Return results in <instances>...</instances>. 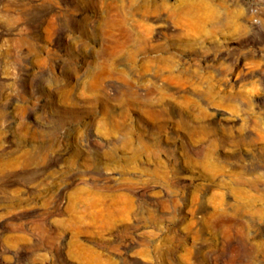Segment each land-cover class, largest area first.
Masks as SVG:
<instances>
[{"label": "rangeland", "instance_id": "374dc122", "mask_svg": "<svg viewBox=\"0 0 264 264\" xmlns=\"http://www.w3.org/2000/svg\"><path fill=\"white\" fill-rule=\"evenodd\" d=\"M0 264H264V0H0Z\"/></svg>", "mask_w": 264, "mask_h": 264}]
</instances>
